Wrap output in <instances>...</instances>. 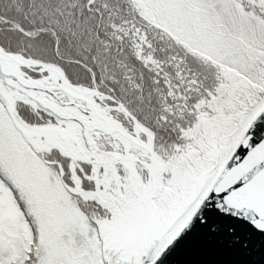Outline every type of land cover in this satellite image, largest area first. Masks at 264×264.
Here are the masks:
<instances>
[{
	"label": "snow or ice",
	"instance_id": "snow-or-ice-1",
	"mask_svg": "<svg viewBox=\"0 0 264 264\" xmlns=\"http://www.w3.org/2000/svg\"><path fill=\"white\" fill-rule=\"evenodd\" d=\"M0 264H264V0H0Z\"/></svg>",
	"mask_w": 264,
	"mask_h": 264
}]
</instances>
